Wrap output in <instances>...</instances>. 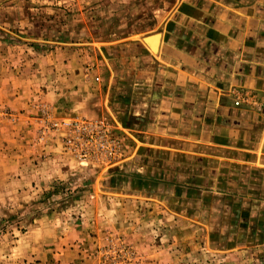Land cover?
I'll return each instance as SVG.
<instances>
[{"label":"rangeland","instance_id":"obj_1","mask_svg":"<svg viewBox=\"0 0 264 264\" xmlns=\"http://www.w3.org/2000/svg\"><path fill=\"white\" fill-rule=\"evenodd\" d=\"M175 2L0 0V264H264V240L187 254L121 191L135 156L107 108L106 58L126 43L158 56Z\"/></svg>","mask_w":264,"mask_h":264},{"label":"crops","instance_id":"obj_2","mask_svg":"<svg viewBox=\"0 0 264 264\" xmlns=\"http://www.w3.org/2000/svg\"><path fill=\"white\" fill-rule=\"evenodd\" d=\"M164 12L158 56L126 43L106 58L107 108L135 156L121 191L187 254L243 253L264 240V0Z\"/></svg>","mask_w":264,"mask_h":264},{"label":"bare ground","instance_id":"obj_3","mask_svg":"<svg viewBox=\"0 0 264 264\" xmlns=\"http://www.w3.org/2000/svg\"><path fill=\"white\" fill-rule=\"evenodd\" d=\"M145 41V40H144Z\"/></svg>","mask_w":264,"mask_h":264}]
</instances>
